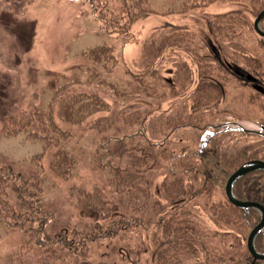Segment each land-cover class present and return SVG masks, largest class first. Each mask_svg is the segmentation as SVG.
I'll return each mask as SVG.
<instances>
[{"label": "trees", "instance_id": "1", "mask_svg": "<svg viewBox=\"0 0 264 264\" xmlns=\"http://www.w3.org/2000/svg\"><path fill=\"white\" fill-rule=\"evenodd\" d=\"M87 1L103 30L126 40L133 36V22L140 15L152 12L150 0ZM223 2L235 3L238 8L206 16L211 39L219 49V58L216 50L214 54L209 50L202 51V43L188 27L167 25L157 28L143 45L139 62L143 71L133 74L140 88L135 91L122 89L102 75L103 70L111 72L118 64L112 46L103 44L89 48L82 54L86 60L95 62L101 71H93L86 80L50 72L60 79V83L48 101L42 106L31 105L19 114L16 121L3 124L6 136L28 131L33 141H40L46 147L72 136L65 125H88L100 133L112 132V136H108L96 150L94 160L98 169L111 174L113 186L119 193L138 189L145 194L144 184L150 185L151 175L166 166L167 172L161 176L164 197L181 205L170 219H165L167 216L159 218L162 232L159 239H153L155 249L149 259L152 264H191L199 256L198 251H211L202 240L200 225L191 219L202 196L209 200L204 205L214 225L211 236L231 233L233 246L230 251H238L237 255L220 254L211 263L264 264V260H254L247 248L248 237L242 235L261 221L259 211L236 206L228 199L225 190L230 176L246 162L264 161V91L245 89L247 84L229 70L224 60L241 64L264 88V56L258 55L252 47L255 43H251L255 36L260 40L256 42L264 46L261 42L264 38L258 36L254 28L256 17L264 10V0H183L178 11L188 13ZM6 6L19 14L25 10V2L7 3ZM261 26L264 30V19ZM251 31L254 36L249 34ZM186 54L190 55L192 63L182 64L177 59V56L182 59ZM162 63L170 68L168 73L161 72L158 65L161 67ZM148 76L162 85L165 98H160L161 101L155 98L156 94L153 98V94L148 93L149 82L145 80ZM239 86L247 91L243 95L239 93L244 99L242 104L251 111H258L259 122L254 123L255 130L247 129L246 124L243 127L227 121L207 124V116L218 111L222 103H227L229 90ZM99 89L108 93L113 104L100 94ZM141 97L152 105L147 102L139 104ZM136 103L139 108L132 115H126L125 109ZM114 104L119 111L112 117ZM159 117L163 118L160 123L156 119ZM184 129L198 132L196 147L193 151L183 147L182 154L186 158L181 156L183 159L176 158L170 162L175 149L173 143L180 140L175 133ZM186 141L184 138L181 140L182 143ZM42 158L43 154H39L34 160L39 163ZM76 165L74 156L58 150L51 155L49 170L57 178L67 180ZM43 183L44 173L24 176L0 170V196L11 190L20 202L28 205L25 210L0 206V240L2 228L25 229L29 232L28 240L33 234L37 238L36 244L44 251L42 264H106L99 260L93 262L89 256L91 244L98 242L101 236H88L85 243L81 241L75 246L74 240L69 238V234L75 231L66 229L54 235L45 231L49 216L41 208ZM234 194L242 201H255L264 206V170L251 171L237 180ZM81 195L86 205L100 211V217L104 219L105 203L85 191H81ZM177 199L179 201L176 202ZM158 211L155 206V213ZM133 225L138 227V224ZM118 229L113 228L107 234L117 235ZM255 247L264 253V229L258 235ZM61 248L75 256L77 261L73 262L68 253L63 255ZM16 251L9 258V263L25 264L24 247H18Z\"/></svg>", "mask_w": 264, "mask_h": 264}, {"label": "rangeland", "instance_id": "2", "mask_svg": "<svg viewBox=\"0 0 264 264\" xmlns=\"http://www.w3.org/2000/svg\"><path fill=\"white\" fill-rule=\"evenodd\" d=\"M182 1L150 0L152 12L140 15L133 22L131 28L133 36L126 40L101 28L87 0H0V170H10L24 176L44 173L41 208L42 212L49 216L45 231L49 235L66 229L75 231L69 234L75 246L81 241L85 243L84 239L88 236H101L98 242L91 244L89 256L93 262L99 260L106 264H152L149 259L155 249L153 239H159L162 232L158 224L159 218L167 216L165 219H170L181 205L164 197L161 176L165 171L167 172V167L164 166L151 175V184H144L145 194L138 189L119 193L113 186L111 174L98 169L94 160L96 150L108 139V136H112V132L100 133L91 127L88 128V125L83 127L65 125L72 136L60 140L57 145L46 147L40 141H33L28 131L6 136L3 134V124L16 121L19 114L23 110L27 111L31 105L42 106L48 101L53 90L60 83V79L50 72L64 74L70 79L86 80L93 71H101L95 62L86 60L82 54L89 48L103 44L112 46L118 57V64L111 72L103 70L102 75L122 89L124 87L135 91H139L140 88L134 81L133 74L143 71L139 65L143 45L157 28L167 25L188 27L202 43V51L209 50L214 54L216 50L219 58V49L211 39L206 16L238 8L237 4L215 3L192 12L182 13L178 11ZM14 2H25L23 13L19 14L6 6L7 3ZM249 34L254 36L252 31ZM253 38L251 42L255 43L253 49L258 55L264 56V46L261 43H264V40L259 45L257 42L260 40L255 36ZM177 59L182 64L192 63L188 54L182 59L177 56ZM224 60L230 70H233L232 72L243 82H255L256 78L240 67L241 64L236 65L228 59ZM158 66L161 72L168 73L170 70L165 63H162L161 67ZM145 80L149 82L148 93H152L153 98L157 96L155 98L159 101L160 98H165L162 85H158L149 76ZM239 88L241 86L229 90V100L218 106V111L207 116V124L231 121L242 126L246 124L247 129L254 130L256 125L254 123L259 122L258 111H251L245 107L244 103L242 104L243 97L239 96V93L243 95V92H247L245 89H250L251 86L247 84L245 89L239 90ZM99 90L100 94L108 99L107 101L113 102L108 93H103L104 89ZM141 102L151 104L142 97L138 103ZM138 103L130 104L125 109V114L132 115L139 108ZM118 109L114 104L112 117H115ZM156 119L158 123L163 120L161 117ZM197 134L198 132L192 129L179 130L175 133L180 140L176 139L173 143L175 149L170 162L176 158V160L186 158L182 154L183 147L186 146V149L191 151L195 149ZM182 138L187 141L182 143ZM58 150L68 152L77 161L71 177L67 180L57 178L49 170L51 155ZM39 154H43V158L38 163L34 157ZM81 191L90 193L105 203L104 219L100 217V211L86 205ZM208 201L205 196L200 197L197 201L200 205H197L190 215L191 219L200 225L202 240L211 251H198L199 256L191 264H212L211 261L220 254H238V251H230L233 246L231 233L221 237L211 236L214 225L204 205ZM0 206L17 210H25L28 207L20 202L11 190L0 196ZM155 206L159 209L158 213H155ZM165 206L166 208H163ZM133 224H138V227H134ZM113 228H119V233L108 235L107 233ZM235 230L240 229L235 228ZM1 232L0 264H10L9 258L16 254L18 247H24L25 264H42L44 251H41L36 244L37 238L33 234L28 240L29 232L25 229L2 228ZM249 233L250 231L242 232V235L248 237ZM220 249L226 250L219 251ZM60 252L63 255L68 253L62 248ZM68 257L74 259L73 262L77 261L71 253H68Z\"/></svg>", "mask_w": 264, "mask_h": 264}, {"label": "water", "instance_id": "3", "mask_svg": "<svg viewBox=\"0 0 264 264\" xmlns=\"http://www.w3.org/2000/svg\"><path fill=\"white\" fill-rule=\"evenodd\" d=\"M264 19V10L259 13L257 18L255 19L254 26L255 30L260 36L264 37V30L261 28V21ZM264 170V161L260 159L250 160L242 165L239 169H237L228 179L226 184V195L228 199L238 207L241 208H253L259 211L261 215V221L250 231L247 238V248L251 255L254 257V260H264V253H260L257 251L255 247V242L258 235L264 229V206L255 201H242L236 197L234 194V185L237 180L246 175L247 173L255 170Z\"/></svg>", "mask_w": 264, "mask_h": 264}, {"label": "flooded vegetation", "instance_id": "4", "mask_svg": "<svg viewBox=\"0 0 264 264\" xmlns=\"http://www.w3.org/2000/svg\"><path fill=\"white\" fill-rule=\"evenodd\" d=\"M236 65H237V64H236ZM238 66H239V65H238ZM228 67H229V66H228ZM240 67H241V66H240ZM229 70H230V67H229ZM230 71H231V70H230ZM232 71H233V70H232ZM232 71H231V72H232ZM232 73H234V72H232ZM248 73H249V72H248ZM249 74L253 77V75H252L251 73H249ZM235 76H236V75H235ZM245 84H250L251 89H252V88H254V89L257 88V89H259V90H261V91H264V88L261 86V84H257L256 81H255V82L252 81L251 83H246V82H245ZM251 84H253L254 86L251 85ZM259 85H260V86H259ZM226 123H237V122L227 121ZM238 124H239V123H238Z\"/></svg>", "mask_w": 264, "mask_h": 264}]
</instances>
